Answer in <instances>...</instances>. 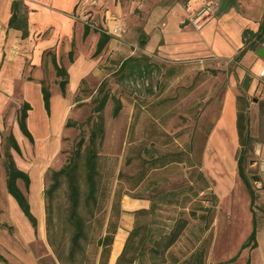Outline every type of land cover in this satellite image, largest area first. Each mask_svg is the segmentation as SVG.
I'll return each instance as SVG.
<instances>
[{"label": "rangeland", "instance_id": "rangeland-1", "mask_svg": "<svg viewBox=\"0 0 264 264\" xmlns=\"http://www.w3.org/2000/svg\"><path fill=\"white\" fill-rule=\"evenodd\" d=\"M214 12L216 13L200 24L192 23L190 27L193 28L192 33H201V40L196 39L205 51L228 58L235 55L241 47L238 21L233 15H228L230 21L225 22V16L222 14L224 12H220L219 9H215ZM211 24H215L212 30L216 32L215 35L207 30V26ZM223 44L230 50H223ZM86 53L87 46L80 50V62L84 61L81 55ZM130 60L132 61L130 66L123 71L120 69L121 61H116L110 67L109 79L91 77L82 83L75 95V92L71 91L68 98L62 95L57 84L59 79L45 72L47 79L45 84L51 88L54 110L52 108V115H49L44 107L41 90L31 89L30 99L34 108L27 122L35 138L34 144L24 135L19 125V112L25 101L20 93L18 99L20 107L14 106L7 113V123L0 143V245L2 246L0 253L9 264H99L102 247L99 246L98 241L105 237L110 224L116 220L119 229L115 245L119 239L123 242L114 261L115 245L110 256L109 264H116L125 241L135 225L133 212L140 209L141 205L138 196L142 194L145 200L150 202V207L152 200L158 195L190 187L199 193L198 197L192 193L193 203L186 211L190 225L179 241L166 253L168 257L177 258L180 260L178 264H184L195 250L204 248L206 264H264V232L260 231L257 237L258 246L255 249L251 250L248 247L242 250V246L252 233L254 213L258 217L260 229L264 226V209L261 205L264 193L260 194L261 189L252 179V176L257 175L258 172L254 168L255 165L251 164L255 160L254 156L249 155L244 164L252 189L257 195L253 208L249 189L241 176L231 171L229 163L215 158L213 152L206 162L203 158L207 147L204 144L206 131L209 126H213L214 120L219 116L222 90L230 85L233 74L231 64L227 67L222 64L219 67L215 63L204 69L177 67L171 63L162 64L156 68L157 73L148 78L150 86L144 87L141 79L138 80L142 66L135 65L134 60ZM131 65L134 66L133 69ZM238 89L240 93L246 91L242 88V83L239 84ZM105 94H108L109 100L104 110L98 113L96 106ZM114 97L122 102V110L117 117L113 115L116 105ZM69 102L70 108L64 112V107L68 106ZM196 102H199V105H195ZM56 112L59 114L57 117ZM68 120L81 126L67 128ZM98 122L102 123L105 132L104 136H99L94 144L99 155L97 203L93 205L86 201L88 192L86 167L84 158L79 159L78 178L81 199L79 214L85 222L86 237L81 240L80 247L71 257L75 229L70 221L72 204L66 178L61 179L59 187L52 195L53 213L49 224L46 213L48 208L46 192L54 183L52 172L62 169L69 163L75 155L78 142L83 137L85 142L82 155L85 156L89 148L91 132ZM12 132L21 147L22 154L11 145L9 136ZM233 147L234 144L229 139L225 151L230 158ZM8 153L13 155L19 168L26 169L31 174L32 189L27 197L33 214L39 220L38 234L32 240L25 239L28 228L21 221L23 220L21 217H19L20 221L16 218L17 223L19 221L23 224L20 223L19 228L26 233L19 231L8 218L11 215L9 207L11 200L17 203L7 189ZM180 156L184 162L172 161ZM163 162H166L164 166ZM40 171L44 176L43 194L40 191ZM141 172H147L143 180H140ZM18 184L26 192L24 182L18 180ZM117 192L121 195L122 212L119 217L113 210ZM203 196L214 197V203L209 200L204 203V206L213 208L211 223L205 233H202L204 226L202 222L194 220L188 213L193 208L195 210L198 208L197 202ZM42 198L45 208L43 219L40 218ZM171 211L162 209L156 214L155 218L162 220L159 226L165 228L171 224L167 220ZM44 217L45 222L42 223L41 228L40 222ZM153 218L149 216L145 222H152ZM234 258L236 260L230 261ZM0 264L5 263L0 260Z\"/></svg>", "mask_w": 264, "mask_h": 264}, {"label": "crops", "instance_id": "crops-1", "mask_svg": "<svg viewBox=\"0 0 264 264\" xmlns=\"http://www.w3.org/2000/svg\"><path fill=\"white\" fill-rule=\"evenodd\" d=\"M15 1L20 2V12H26L28 27L23 30L9 25L15 11L13 6ZM206 1L0 0V143L7 123V113L14 106L20 107L18 100L20 93L25 98L24 103H30L32 106L31 113L34 107L30 91L40 89L43 96L42 89L47 80L45 72L61 80V77L57 76L56 64L64 68L69 75L64 98H68L71 91L75 92V95L82 83L91 77L109 79L111 65L116 61H121V65L129 58L138 66L154 63L160 67L162 64L171 63L177 67L204 69L215 63L219 67L222 64L225 67L231 64L233 74L230 85L222 90L219 116L214 120L213 126H209L206 131L204 144L207 147L203 158L206 162L213 152L215 158L229 163L231 171L239 175L237 156L240 143L237 122L239 108L244 109L254 140L252 155L255 160L251 164H254L258 171L252 179L261 189L260 194L264 193V170L260 165L264 160V78H261L264 57L259 54L260 49L264 48V42L262 47L256 50L248 49L241 59L237 60L241 52L247 48L244 32L246 30L258 32L261 27L264 20V0H236L235 6H228L226 0H216L215 9L224 12L222 14L225 16V22L230 21L228 15H233L238 21L241 47L235 55L228 58L205 51L196 39L201 40V33H192L191 18ZM160 19L163 21L160 22ZM89 23H95L98 29L92 28ZM214 25L207 26V30L213 35L216 33L212 32ZM103 36H109V41L102 52L95 55L99 42L104 39ZM85 46L87 53L81 55L84 61L80 62V50ZM222 48L225 51L230 50L224 44ZM131 67L133 69L134 66ZM247 76H251V81L248 88H245L243 84ZM241 83L242 88L246 90L244 93H240L238 89ZM57 84L60 86L59 81ZM49 90L51 91V88ZM52 100L53 95L51 111ZM198 103L195 105H199ZM69 104L70 102L64 107V112L70 108ZM229 139L234 144L231 158L225 151ZM22 170L28 173L26 169ZM28 174L31 178V174ZM39 175L40 191L43 194L44 176L41 171ZM19 187L22 190V187ZM24 187L26 192L22 191L28 195L32 189V180L29 191L26 190L25 183ZM12 201L9 206L11 215L8 216L11 224H15L20 231L21 217L23 219L21 221L28 228L25 239L32 240L38 234L39 220L37 228H34L18 203ZM40 201L42 214L40 218L43 219V215L45 216L43 198ZM149 205V201L142 200L139 208H149ZM261 205L264 209V199ZM16 218L19 219L18 223ZM44 222L45 217L40 222L41 228ZM21 231L25 232L23 229ZM260 231L264 232V226L262 229L258 226L257 237ZM1 248L0 245V250Z\"/></svg>", "mask_w": 264, "mask_h": 264}, {"label": "trees", "instance_id": "trees-1", "mask_svg": "<svg viewBox=\"0 0 264 264\" xmlns=\"http://www.w3.org/2000/svg\"><path fill=\"white\" fill-rule=\"evenodd\" d=\"M13 16L10 20V27L25 29L28 27L26 12H20V2H14ZM18 11V12H16ZM104 37V36H103ZM245 45L247 48L244 49L241 54L237 57V60H240L243 54L248 49H259L262 47L264 42V20L261 24V27L258 32H253L251 30H246L244 32ZM109 41V36H105L99 44L95 55H98L102 52L107 42ZM72 55V53H71ZM131 58L125 60L121 64V71H123L127 66H130L132 62ZM57 70V76L61 77L59 80V84L61 87V91L63 95L67 93V87L69 84V75L67 71L60 67L59 65H55ZM158 66L154 63L148 64L147 66L140 67L139 79L141 81L143 79L150 78L151 75L157 73ZM43 100L44 106L49 115H51V99L52 94L49 88L44 85L43 86ZM116 105L113 111V115L117 117L122 110V102L117 98H113ZM109 100L108 94H105L98 106H96V112L101 113L107 102ZM32 110V106L30 103H24L19 112V125L24 135L30 140L31 143H35V138L32 132H30L28 127V117L29 112ZM102 118L99 119L101 121ZM238 132H239V143L240 149L238 151V170L239 175L243 179L247 188L251 194V206L252 208L255 206L257 195L252 189V185L250 180L247 177L245 172V162L249 155L252 154L253 151V137L251 136L250 127H249V119L244 109L239 108L238 112ZM72 126H81L78 123H73L71 120H68L66 123V127ZM104 127L101 122H98L96 128L91 132L90 136V144L87 150V153L83 157L82 148L84 145V137L80 139L77 145V150L75 155L70 159L69 163L64 166L62 169L58 171L52 172V179L54 181L51 188L46 192L47 197V221L48 224L52 219L53 206H52V195L54 191L59 187L61 183V179L66 178L69 185V198L71 201V213H70V221L75 229V234L72 239V249H71V257L76 253V249L80 247L81 240L86 237V227L83 218L79 214L80 208V184H79V167L80 160L84 158V163L86 167V183L88 186L87 192V202L92 203L93 205L97 203V177L99 175L98 168V158L99 155L94 148V144L99 136H104ZM9 140L14 149H16L19 154H22L21 147L12 133L9 136ZM172 161L182 163L184 162L183 158L180 156L178 158H174ZM166 162H163V166ZM6 172H7V189L9 194L16 200L25 217L31 222L34 228L38 226V219L33 214L31 204L27 195L20 189L18 185V180H23L26 186V190L29 191L31 186V178L29 174L22 169H20L16 161L11 153L7 154L6 159ZM147 172H141L140 180H143L146 177ZM140 181L138 182V184ZM137 184V185H138ZM192 193L198 197L199 193L195 191L194 188L187 189H179L171 192H166L164 194L158 195L152 200V204L149 208H140L133 212L135 225L132 231H130L127 240L125 241L124 248L122 250L121 255L118 257L116 264H178L180 260L177 258H170L166 254L181 238L184 232L188 229L190 225V221L187 216V212L190 204H192ZM190 198L192 200H190ZM140 201L145 200L144 196L140 194L138 196ZM214 197H206L203 196L197 203H199L198 208L195 210H190L189 215L197 221L202 222L204 225L202 228V233L206 232L207 226L211 223V217L213 214V208H209L204 206V203L209 200L213 201ZM86 202V203H87ZM87 203V204H88ZM214 203V201L212 202ZM121 204V195L117 192V200L114 204L113 210L114 214L117 217L120 216L122 210L120 209ZM170 209L172 210L169 214L167 220L169 221V225L165 228L159 226L161 223L158 219H156V214L160 213V211ZM199 211L201 213H199ZM149 216H153L152 222H145V219ZM171 217V218H170ZM210 218V219H209ZM119 229L118 221L110 224L109 230L105 237L100 238L98 241L99 246L102 247V255L99 260V264H109L110 256L113 252V248L116 241V234ZM257 235H258V217L254 213L253 215V229L252 233L249 236L247 242L242 246V250L248 247L256 248L257 247ZM237 258V257H236ZM234 258V261L236 260ZM0 260H2L5 264H9L8 260L0 255ZM171 262H170V261ZM184 264H206V251L204 248H199L195 250L184 262Z\"/></svg>", "mask_w": 264, "mask_h": 264}, {"label": "built area", "instance_id": "built-area-1", "mask_svg": "<svg viewBox=\"0 0 264 264\" xmlns=\"http://www.w3.org/2000/svg\"><path fill=\"white\" fill-rule=\"evenodd\" d=\"M216 5H217L216 0H207L205 5L192 16L191 22L198 25L201 22H203L205 19L211 17L215 13L214 10H215ZM89 24L92 28L98 29V26L95 23H89ZM261 78H264V71L261 74ZM142 84L144 85V87L150 86L149 79L148 78L143 79ZM260 165H261V168L264 170V160L260 162Z\"/></svg>", "mask_w": 264, "mask_h": 264}, {"label": "bare ground", "instance_id": "bare-ground-1", "mask_svg": "<svg viewBox=\"0 0 264 264\" xmlns=\"http://www.w3.org/2000/svg\"><path fill=\"white\" fill-rule=\"evenodd\" d=\"M55 98V97H54ZM59 107V106H58ZM53 110H54V108H53ZM57 110V109H56ZM60 111V110H59ZM59 111H58V113H59ZM31 113H33V111L31 112ZM30 113V114H31ZM57 112L55 113L56 114V117L59 115ZM58 114V115H57ZM51 115H52V113H51ZM54 115V114H53ZM43 116V115H42ZM54 118H55V116H54ZM60 118V117H59ZM35 119V118H34ZM55 119H57V118H55ZM58 121V120H57ZM62 121V120H61ZM58 123H59V121H58ZM61 123V122H60ZM53 124H54V121H53ZM53 126V125H52ZM57 126V125H56ZM34 128H36V127H34ZM53 129V128H52ZM55 129V128H54ZM36 130V129H35ZM50 131H53V130H51L50 129ZM58 131V130H57ZM36 132V131H35ZM55 133H56V131H55ZM46 139V138H45ZM49 142V141H48ZM228 176V175H227ZM229 180H230V178H228ZM220 180V179H219ZM227 181V179L225 180V182ZM220 182V181H219ZM225 182H224V184H225ZM229 182V181H228ZM227 183V182H226ZM223 184V185H224ZM229 186V185H228ZM223 188H224V186H223ZM122 244H123V242H122V240H120L119 239V241H118V243L115 245V252H114V257H113V261L115 260V258H116V256H117V253L120 251V248H121V246H122Z\"/></svg>", "mask_w": 264, "mask_h": 264}, {"label": "water", "instance_id": "water-1", "mask_svg": "<svg viewBox=\"0 0 264 264\" xmlns=\"http://www.w3.org/2000/svg\"><path fill=\"white\" fill-rule=\"evenodd\" d=\"M226 4L228 6H235L236 0H226ZM259 54L264 57V48H261L260 49ZM250 81H251V76H247L246 79H245V81H244L243 86L245 88H248Z\"/></svg>", "mask_w": 264, "mask_h": 264}]
</instances>
